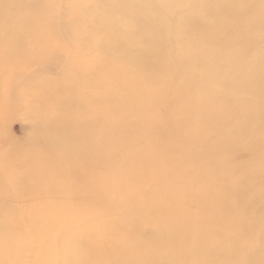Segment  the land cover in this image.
Wrapping results in <instances>:
<instances>
[{"label":"bare ground","instance_id":"6f19581e","mask_svg":"<svg viewBox=\"0 0 264 264\" xmlns=\"http://www.w3.org/2000/svg\"><path fill=\"white\" fill-rule=\"evenodd\" d=\"M105 7L108 32L98 41L139 55L110 57L105 71V59L91 64L99 68L98 149L82 189L99 201L58 202L62 217H0V264L33 263L17 248L36 242L49 251L37 264H241L257 251L246 233H264V0H108ZM240 80L248 81L242 90ZM63 159L41 162L38 172L68 170ZM71 183L56 184L53 195L77 193ZM0 205L11 211L12 203ZM206 237L215 252L200 256ZM234 239L235 257L224 256L223 244ZM254 260L264 264V252Z\"/></svg>","mask_w":264,"mask_h":264},{"label":"rangeland","instance_id":"374dc122","mask_svg":"<svg viewBox=\"0 0 264 264\" xmlns=\"http://www.w3.org/2000/svg\"><path fill=\"white\" fill-rule=\"evenodd\" d=\"M107 1L0 0V200L12 203L5 205L6 210L11 211L0 212V217H62L66 213L64 210L57 211L56 208L60 207L58 202L69 203L70 200L86 206L88 202L99 201L93 196L88 198L89 191L82 189L94 176V155L98 149L93 113L97 110L98 88L95 80L99 68L91 67V64L99 57L103 58L107 67L105 61L101 67L105 71L110 57L124 55L129 62L130 58L139 55L135 51H112V45H107L106 40L98 41L97 37L108 32L107 18L111 14L107 13L105 17L100 14L101 10L107 9ZM31 3L36 7H31ZM49 5L58 13L47 11ZM231 11L232 8H227L221 14ZM123 16L120 13L119 17ZM75 34L81 37H74ZM238 83L242 90L248 81L240 80ZM228 112L223 110V116L226 117ZM48 115L55 119L47 121ZM184 126L187 127L184 132H191L188 128L190 125ZM243 132L252 134L250 129ZM163 140L167 139L161 138L159 141ZM253 140L258 138L254 136ZM70 156L72 158H68ZM62 159L71 164L68 170L52 172V169H42L38 172L41 162L60 163ZM23 163H28L24 169L20 167ZM210 170L217 174L216 170ZM51 177H56V181L50 182ZM207 182L214 184L211 179ZM69 183L77 186V193L70 190V198L61 197L66 200L59 201L61 198L58 200L51 190L55 189L56 184L67 186ZM1 209H4V205H0ZM254 210L260 212V206ZM99 222L106 223L104 220ZM28 234L33 239L42 233ZM246 234L253 246L257 244V254L242 257L240 263L254 264L257 263L254 259L264 252L261 250L264 247V233L262 231L258 236L257 233ZM150 236L141 235V238L148 240ZM207 237L198 244L200 256L215 252V248L213 250L203 244ZM55 238L62 239L59 235H55ZM233 242L223 244L225 247L221 253L224 256L233 254L235 257L237 241L234 239ZM182 244L190 245L188 242L187 245L185 242ZM39 246L37 242L26 243L17 250L24 251V259L32 256L29 260L34 262L27 264H37L38 259H44L43 254L49 253L48 247L41 249ZM96 257L98 255H93L88 260ZM2 259L4 256L0 257V261Z\"/></svg>","mask_w":264,"mask_h":264}]
</instances>
